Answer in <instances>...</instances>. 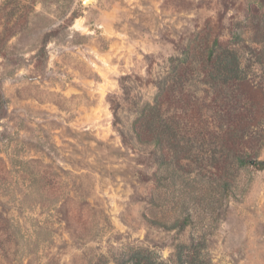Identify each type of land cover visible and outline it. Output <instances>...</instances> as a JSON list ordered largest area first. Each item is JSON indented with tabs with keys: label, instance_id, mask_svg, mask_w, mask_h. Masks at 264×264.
Instances as JSON below:
<instances>
[{
	"label": "rangeland",
	"instance_id": "rangeland-1",
	"mask_svg": "<svg viewBox=\"0 0 264 264\" xmlns=\"http://www.w3.org/2000/svg\"><path fill=\"white\" fill-rule=\"evenodd\" d=\"M199 34L184 109L165 106L182 147L161 164L135 123ZM215 38L238 52L241 81L206 82ZM258 50L264 0H0V264L137 250L177 264L192 243L213 264H264V171L230 153L264 161Z\"/></svg>",
	"mask_w": 264,
	"mask_h": 264
},
{
	"label": "trees",
	"instance_id": "trees-1",
	"mask_svg": "<svg viewBox=\"0 0 264 264\" xmlns=\"http://www.w3.org/2000/svg\"><path fill=\"white\" fill-rule=\"evenodd\" d=\"M200 39L197 35L192 43L182 51V56L171 59L170 75L158 85V96L153 105H146L141 116L135 123V132L137 138L145 143L153 144L161 150L159 161L165 164L171 160V149L182 147L181 140L178 139L173 131V126L168 124L170 119L166 116V108L176 103L184 109V85L189 80L188 71L193 69L197 62L198 55L195 43ZM242 37L236 33L233 35L234 46L240 45ZM259 62H263V50L257 51ZM202 63L214 72L206 75V82L213 87L233 84L241 81L240 72L242 70V61L238 52L232 48L224 46L219 38H215L212 47L203 53ZM216 69V71H215ZM174 91H177L175 94ZM183 111V110H182ZM241 136L230 130L224 140L225 147H235L236 141ZM125 139V136H124ZM237 164L238 169L252 168L256 171H264V161L258 160L256 154L242 152L240 150L230 149ZM184 157H181V159ZM179 161V160H178ZM177 264H213L206 252V245L201 243L190 246H181L176 253ZM121 264H168L161 257L150 250H137L131 252Z\"/></svg>",
	"mask_w": 264,
	"mask_h": 264
}]
</instances>
